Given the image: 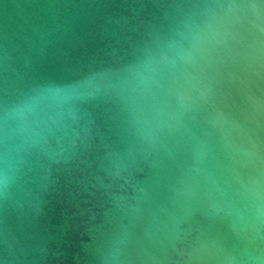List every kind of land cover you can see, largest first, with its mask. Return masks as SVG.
<instances>
[{
	"label": "water",
	"instance_id": "obj_1",
	"mask_svg": "<svg viewBox=\"0 0 264 264\" xmlns=\"http://www.w3.org/2000/svg\"><path fill=\"white\" fill-rule=\"evenodd\" d=\"M0 264H264V0H0Z\"/></svg>",
	"mask_w": 264,
	"mask_h": 264
}]
</instances>
